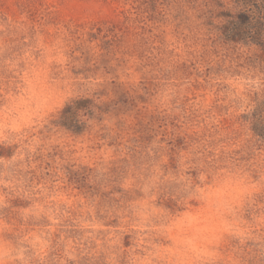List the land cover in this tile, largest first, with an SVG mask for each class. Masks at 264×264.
Wrapping results in <instances>:
<instances>
[{
  "label": "rangeland",
  "instance_id": "rangeland-1",
  "mask_svg": "<svg viewBox=\"0 0 264 264\" xmlns=\"http://www.w3.org/2000/svg\"><path fill=\"white\" fill-rule=\"evenodd\" d=\"M249 14L241 0H0V264H186L231 230L220 173L237 167L254 181L239 209L253 238L224 237L217 264H264Z\"/></svg>",
  "mask_w": 264,
  "mask_h": 264
},
{
  "label": "clouds",
  "instance_id": "clouds-1",
  "mask_svg": "<svg viewBox=\"0 0 264 264\" xmlns=\"http://www.w3.org/2000/svg\"><path fill=\"white\" fill-rule=\"evenodd\" d=\"M24 95L23 91L16 94L9 103L18 104L20 96ZM71 95L65 96V104ZM32 116L33 122L40 119L42 112L36 109L35 105L32 106ZM15 115V112L13 113ZM23 124V121H20ZM234 189L232 196L227 197L228 204L233 209L232 214L229 216L232 222L231 230L225 231L218 235V237L211 243L207 241L197 244L196 250L191 254V259L186 261V264H217L219 259V250L223 242L224 237H231L241 243L252 239L251 233L248 231L249 225L247 223L241 222V217L239 214V209L242 207L246 201H249L253 196V179L250 173L244 168H230L226 172L220 173Z\"/></svg>",
  "mask_w": 264,
  "mask_h": 264
},
{
  "label": "trees",
  "instance_id": "trees-1",
  "mask_svg": "<svg viewBox=\"0 0 264 264\" xmlns=\"http://www.w3.org/2000/svg\"><path fill=\"white\" fill-rule=\"evenodd\" d=\"M248 8L249 15L248 17L244 16L241 20V23L246 25H255L259 32L257 35H254L252 38L255 42L260 43L264 47V0H241ZM233 38H248L247 33H233Z\"/></svg>",
  "mask_w": 264,
  "mask_h": 264
}]
</instances>
